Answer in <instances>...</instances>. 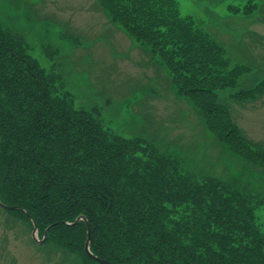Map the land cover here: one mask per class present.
I'll list each match as a JSON object with an SVG mask.
<instances>
[{"label":"trees","instance_id":"16d2710c","mask_svg":"<svg viewBox=\"0 0 264 264\" xmlns=\"http://www.w3.org/2000/svg\"><path fill=\"white\" fill-rule=\"evenodd\" d=\"M109 20L167 73L217 141L264 169V153L233 123L219 91L245 71L176 0H96ZM237 11V9H235ZM248 13V12H247ZM264 80L232 95L252 99ZM0 201L35 222L40 243L80 258L66 264H264V194L198 177L145 137L115 133L78 107L25 39L0 24ZM3 209V208H2ZM52 264V263H51Z\"/></svg>","mask_w":264,"mask_h":264},{"label":"rangeland","instance_id":"374dc122","mask_svg":"<svg viewBox=\"0 0 264 264\" xmlns=\"http://www.w3.org/2000/svg\"><path fill=\"white\" fill-rule=\"evenodd\" d=\"M176 2L182 15H191L224 47L232 66L245 70L236 86L219 91V102L228 109L240 134L264 153V89L252 99L232 97L264 80V0ZM47 4H53L52 9H46ZM0 24L25 39L30 53L57 75L78 107H95L115 133L153 141L198 177L216 176L264 194V169L233 154L208 132L190 103L176 95L156 60L152 59L146 77L132 70L141 65L143 50L137 61L123 60L134 43L111 23L96 0H32L27 4L18 0L15 5L0 0ZM105 39L118 43L113 46L120 49L114 50L116 55L112 56L111 45L105 43V50L98 44ZM257 215L264 228V206ZM31 230L29 222L0 207V264L80 261L49 243L34 241Z\"/></svg>","mask_w":264,"mask_h":264},{"label":"crops","instance_id":"0c3cea01","mask_svg":"<svg viewBox=\"0 0 264 264\" xmlns=\"http://www.w3.org/2000/svg\"><path fill=\"white\" fill-rule=\"evenodd\" d=\"M17 1L18 0H11V2L13 3V5L17 4ZM19 1H21V3H23V4H27V2L29 3L32 0H19ZM93 2H94V0H92V3ZM88 5H89V3H88ZM52 7H53V4H47L46 5V9H52ZM105 43H107L108 45H111L112 46V51H113L112 56H114V55H116L118 53V52H114V50H117V51L120 50L119 48L113 47V46H115V45L118 44L113 39H111V40L105 39L104 42H99L98 44L103 49L107 50L106 47H105ZM91 44H93V42H91ZM140 50H142V49L139 48V46H137L136 44L132 45L130 47V49L126 53H124L125 54V57H124L123 60H127V61L133 60V61H137L138 60V52H140ZM106 55L107 54H104V56H106ZM141 56H142V60H141L142 63H141V65H139L138 68H133L132 70L138 71L140 73V77H146L148 75V73L150 72L151 64L154 63V62L152 61V58L149 56V54H147V52L141 54ZM143 84H145V82H140V85H143Z\"/></svg>","mask_w":264,"mask_h":264},{"label":"water","instance_id":"95a60500","mask_svg":"<svg viewBox=\"0 0 264 264\" xmlns=\"http://www.w3.org/2000/svg\"><path fill=\"white\" fill-rule=\"evenodd\" d=\"M0 207L1 208H6V209H20L19 207L17 206H8V205H5L3 204L1 201H0ZM80 219H83L84 222H85V226H86V241L84 243V251L87 253V255H89L90 257H92L95 261L101 263V264H115V263H112V262H109L107 260H104V259H101L99 257H97L96 255H94L92 253V251L90 250V227H89V224H88V220L87 218L85 217H78L76 218V220L73 222L76 223L78 222ZM31 223L33 225V229H32V238L33 240H35L36 242L38 241V238H37V227L34 223L33 220H31ZM46 233V231H44ZM45 233H44V236L42 239H40L38 242H42L43 239L45 238Z\"/></svg>","mask_w":264,"mask_h":264}]
</instances>
